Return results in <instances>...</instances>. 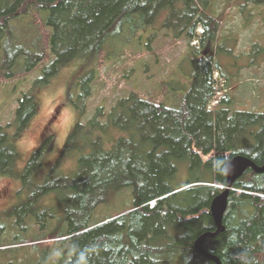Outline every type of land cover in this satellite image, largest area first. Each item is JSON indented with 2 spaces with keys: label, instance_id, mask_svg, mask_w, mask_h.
Instances as JSON below:
<instances>
[{
  "label": "trees",
  "instance_id": "obj_1",
  "mask_svg": "<svg viewBox=\"0 0 264 264\" xmlns=\"http://www.w3.org/2000/svg\"><path fill=\"white\" fill-rule=\"evenodd\" d=\"M214 1L0 0V77H24L37 66L41 71L17 100L16 133L11 138L0 122V175L17 178L15 136L36 111L34 90L68 65H78L81 72L67 87L66 101L78 120L60 156L39 179L51 150L52 134L45 128L20 169L18 189L0 210L12 216L4 225L9 232L31 231L27 238L0 244V264H15V245L41 247L38 258L33 261L32 253L23 264H215L197 252L194 240L215 230L208 208L226 185V162L243 155L257 166L263 164L264 113L222 108L228 94L210 106L216 91L210 55L189 48L194 64L191 87L176 108L153 95L142 98L129 91L108 111L98 106L81 122L105 46L122 39L123 27L130 30L129 41L165 12V25L172 26L177 37L189 45L200 27L199 48L211 49L220 27L212 11ZM224 1L264 6V0ZM24 19L37 24L26 46L16 33L17 22ZM9 65L13 71L5 72ZM215 69L224 76L217 64ZM67 157L73 158V171L58 173L59 162ZM180 162L205 175L175 187ZM122 189L130 190L131 204L119 213L99 216L109 195ZM180 193L188 199L171 203ZM49 195L60 197L61 208L47 202ZM221 224L223 230L203 242L208 253L221 264H263L264 172L247 169L234 181Z\"/></svg>",
  "mask_w": 264,
  "mask_h": 264
},
{
  "label": "rangeland",
  "instance_id": "obj_2",
  "mask_svg": "<svg viewBox=\"0 0 264 264\" xmlns=\"http://www.w3.org/2000/svg\"><path fill=\"white\" fill-rule=\"evenodd\" d=\"M212 11L218 15L220 27L218 38L211 49L210 45L204 50L199 48L198 38L202 32L200 27L196 30L197 38L189 45L185 38L177 37L174 28L165 25V12H162L147 30L141 31L138 36L134 35L135 37L129 41L127 39L130 37V30L123 27L120 34L122 39L113 43L111 47L105 46L101 66L96 71L95 79L91 83V93L86 98V112L81 122L85 123L98 106H103L108 111L118 98L125 96L129 91L137 92L142 98L153 95L166 107L176 108L178 101L180 102L181 97L191 87L194 64L189 48L192 46L202 51L203 55H210L216 90L210 106L219 103L223 95L228 94L222 108L231 112L264 113V6L215 0ZM36 25L29 19L17 22L16 33L23 46L27 45L31 30L37 29ZM216 64L224 73L223 77L215 69ZM39 67L24 77H0V122L10 138L16 133L13 118L17 100L21 93L28 90L33 81L39 78L41 73ZM8 70L13 71L11 66L5 72ZM80 73L78 65L75 67L68 65L55 77L52 76L49 84L34 90L36 111L22 131L15 136L14 145L18 157L14 169L17 178L30 154L40 144L45 128L52 134L51 150L46 154L42 169L38 173L39 179L60 156L62 146L78 120L77 112L66 101L67 87ZM59 163L61 167L57 168L58 173L70 175L74 168L73 158H63ZM189 167L188 162L178 163L172 181L175 187L185 184L189 179L205 175L203 171L195 172L189 170ZM17 178L0 175V190L5 192L0 196V210L18 189ZM64 194L62 192L60 195ZM188 197L189 195L180 193L171 200V203L182 204ZM45 199L56 210L62 206L59 196L49 195ZM131 201L130 190L122 189L109 195L107 202L99 208L97 214L106 216L119 213L128 207ZM11 217L10 212L0 213V244L11 238H27L31 233L9 232L4 225ZM32 229L33 233L36 232L35 228ZM45 244L49 246L52 242ZM15 247L19 250L15 264H23L24 258H28L32 253L31 259L34 261L38 258L41 248L35 249L31 248L32 246L21 248L19 245ZM50 257L54 258L53 252L50 253Z\"/></svg>",
  "mask_w": 264,
  "mask_h": 264
},
{
  "label": "water",
  "instance_id": "obj_3",
  "mask_svg": "<svg viewBox=\"0 0 264 264\" xmlns=\"http://www.w3.org/2000/svg\"><path fill=\"white\" fill-rule=\"evenodd\" d=\"M247 169H252L255 173L264 172V159L261 166L255 165V163L251 159L243 155H235L226 162V164L224 165L226 185L223 188V191L212 198L208 208V211L214 223L215 230L213 232H203L194 240V248L197 250V252L203 257L213 261L215 264L221 263L219 262L217 257L211 255L203 248V242L205 239L213 238L214 235L223 230L221 222L223 214L226 210L229 190L231 189L234 181L241 177Z\"/></svg>",
  "mask_w": 264,
  "mask_h": 264
},
{
  "label": "flooded vegetation",
  "instance_id": "obj_4",
  "mask_svg": "<svg viewBox=\"0 0 264 264\" xmlns=\"http://www.w3.org/2000/svg\"><path fill=\"white\" fill-rule=\"evenodd\" d=\"M5 194L4 190H0V196H3Z\"/></svg>",
  "mask_w": 264,
  "mask_h": 264
},
{
  "label": "bare ground",
  "instance_id": "obj_5",
  "mask_svg": "<svg viewBox=\"0 0 264 264\" xmlns=\"http://www.w3.org/2000/svg\"><path fill=\"white\" fill-rule=\"evenodd\" d=\"M40 52V51H39ZM222 188V187H221Z\"/></svg>",
  "mask_w": 264,
  "mask_h": 264
}]
</instances>
